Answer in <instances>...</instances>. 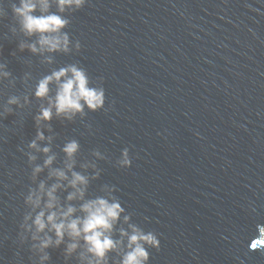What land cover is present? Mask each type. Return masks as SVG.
Wrapping results in <instances>:
<instances>
[{"label":"water","instance_id":"water-1","mask_svg":"<svg viewBox=\"0 0 264 264\" xmlns=\"http://www.w3.org/2000/svg\"><path fill=\"white\" fill-rule=\"evenodd\" d=\"M14 2L0 0V264H80L81 249L64 255L67 237L41 261L25 219L27 197L41 182L45 191L57 183L51 170L71 179L62 147L73 139L74 170L90 161L100 172L86 198L114 188L130 223L157 236L147 264H264V239H255L264 226V0H86L65 13L72 51L51 64L46 53L19 51L25 38L11 31ZM69 64L103 87V108L37 126L48 106L34 98L38 80ZM12 96L18 105H7ZM38 130V148L56 159L33 179L46 159L28 147ZM124 149L127 168L117 165ZM60 183L56 195L67 205L75 190ZM118 261L110 254L109 264Z\"/></svg>","mask_w":264,"mask_h":264},{"label":"clouds","instance_id":"clouds-1","mask_svg":"<svg viewBox=\"0 0 264 264\" xmlns=\"http://www.w3.org/2000/svg\"><path fill=\"white\" fill-rule=\"evenodd\" d=\"M85 3L86 0H18V3H12L11 12L15 26L11 31L14 34L18 32L25 38L19 42V51L27 50L34 55L46 53L50 64L54 62V54H69L72 51L70 35L64 30L69 26L70 20L65 13L78 11ZM53 6L56 11L51 10ZM5 15L4 9L0 8V17ZM79 48L77 42L75 49L78 51ZM0 68L5 69L6 65L0 64ZM3 75L7 79L10 72L5 70ZM50 86H54V92ZM33 95L36 100L48 101V106L41 107L39 115L35 117L37 126L41 122H50L54 114L57 118L73 121L77 116H85V110L96 112L105 104L103 87L99 83L94 86L87 72L76 64L53 70L40 78ZM18 104L17 96H12L7 101L9 106ZM11 111L10 107L6 109L7 114ZM44 139L43 132L38 130L36 138L28 145L29 149L42 151L46 156L43 165L35 167L33 179L36 173L49 168L56 159L55 155H48L50 147L38 148V141ZM79 151L80 144L74 139L62 147L66 158L65 166L71 173L70 180L65 170L53 169L49 178L55 177L57 183L45 191V183L41 182L39 190L27 197L26 203L31 206L32 213L25 219H32L31 227L35 229L32 239L38 241L32 245V250L42 253L41 261H47L50 253L46 250L59 248L67 237L69 243L65 247L64 255L69 258L81 249L78 254L80 264H109L112 253L119 257L118 264H147L148 248H159L157 236L130 223V214H124L125 209L113 195L114 188L104 185L101 189L104 195L86 198L90 181L97 179L100 172L96 164L90 161L80 165L84 171H75ZM93 156L104 159L99 151L93 152ZM35 159L34 156H29L30 163ZM130 164L129 151L124 149L117 165L127 168ZM89 168L94 170L95 175L90 177L85 174ZM62 181H68L67 187L75 190L67 196V205H62L56 195ZM74 200L80 201L78 206L71 203ZM118 224L121 225L119 228ZM46 232L53 233L55 240L47 234L40 239V235ZM116 235L118 238H114ZM255 239H264V226H257Z\"/></svg>","mask_w":264,"mask_h":264}]
</instances>
